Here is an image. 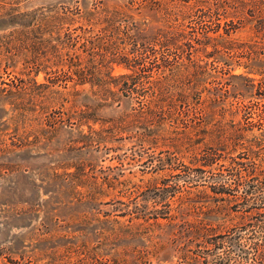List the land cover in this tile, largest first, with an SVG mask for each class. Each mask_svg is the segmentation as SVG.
I'll return each mask as SVG.
<instances>
[{
    "label": "rangeland",
    "instance_id": "374dc122",
    "mask_svg": "<svg viewBox=\"0 0 264 264\" xmlns=\"http://www.w3.org/2000/svg\"><path fill=\"white\" fill-rule=\"evenodd\" d=\"M104 14L146 42L176 30L205 47L180 60L176 90L187 101L149 126L157 141L110 128L137 106L136 94L122 92L129 79L118 76L131 73L124 64H108L104 85L76 84V97L74 80L51 84L61 75L53 60L24 64L25 56L50 59L49 41L81 35L89 17ZM13 31L19 39L9 46ZM220 39L232 42L231 52L213 53ZM10 47L14 61L0 64V264L228 263L236 210L258 202L223 203L227 194L217 192L244 194L238 176L264 181V0H0V54ZM33 79L59 94L44 99ZM73 104L89 107L91 118H37L43 105L50 112ZM240 235L248 247L250 231ZM230 261L248 264L236 254Z\"/></svg>",
    "mask_w": 264,
    "mask_h": 264
},
{
    "label": "trees",
    "instance_id": "16d2710c",
    "mask_svg": "<svg viewBox=\"0 0 264 264\" xmlns=\"http://www.w3.org/2000/svg\"><path fill=\"white\" fill-rule=\"evenodd\" d=\"M115 16L104 14L103 16L89 17V29L83 31L81 35L72 36L67 34L65 38L57 36L49 41L52 57L50 59H41L39 57L25 56L23 61L27 67H35L38 69L46 62H52L59 66L61 75H56L51 81L54 85L58 82L61 76L62 81L74 80L70 95L76 97L79 92L75 89L76 84H83L85 82H94V84L104 85L106 78L103 70H107L105 75L112 78L110 75L109 63L118 61L124 64L131 73L121 74L118 76L122 79H129V82H124L122 92L125 95H135L137 106L133 108L132 112L121 114L111 123L110 128L117 132H127L135 137L138 141L149 142L150 140L160 137L158 132L149 129V126H158L166 118H172L179 106H182L187 101V95L184 91H177L180 88L181 75L175 71L178 69L179 63L183 56L188 61L194 60L196 52L204 51L205 47H195L189 41L183 31H168L158 30L154 32L150 42H146L143 38L138 36L136 31L122 30L119 25H115ZM95 25L100 27L94 30ZM132 29L135 25H131ZM138 31V30H137ZM206 30H204L205 32ZM58 32V31H56ZM226 32V31H225ZM208 31L204 33L203 39L210 40L207 35ZM15 31L9 34L8 45L10 46L14 40H18ZM216 38V37H214ZM219 39V38H216ZM200 40V39H199ZM213 44V53L220 54L221 51L231 52L233 49L232 42H226L220 39ZM80 42L79 48L81 53H78L75 46ZM26 41L22 40L24 45ZM202 44V42H200ZM78 48V49H79ZM12 47L6 50V53L0 54V64L3 63L5 67L10 66L14 61V53ZM208 54V53H207ZM210 55V54H209ZM208 55V56H209ZM43 67H49L43 65ZM109 68V71H108ZM57 73V71H55ZM145 79V81H144ZM253 81V79H250ZM146 84H145V83ZM33 87L38 89V95L46 99L51 95L59 94L57 90L51 89L50 85L44 83H37L34 79L31 80ZM63 88L66 89V83H63ZM67 101L68 98H65ZM44 101V100H43ZM41 101V102H43ZM52 105L57 104V101L52 100ZM50 105V106H52ZM48 106H41V112L38 114L40 122L56 124L63 120L77 119L78 121L88 120L91 117L87 109L76 111L77 105L73 104L69 110H60L63 108L61 103L59 108L50 111ZM58 110V111H57ZM176 119V118H175ZM142 128L143 130L139 129ZM134 131V132H131ZM149 132V134H148ZM152 135V136H151ZM238 176L234 184H245L244 194H236L227 191H218L219 194H227L219 199L223 203H236L239 200H244L249 196H253L257 200V204L252 207H241L236 210L237 233H235L232 240L227 241V251H225L226 258L224 261L230 264L231 256H236L248 264H264V181L255 185L252 182H245ZM256 203V202H255ZM246 229L250 231L249 246L244 248L239 244L241 239L240 231ZM200 238L206 243L209 242L207 233H201ZM222 242H214V246L220 247ZM227 263V264H228ZM225 264V263H224Z\"/></svg>",
    "mask_w": 264,
    "mask_h": 264
}]
</instances>
